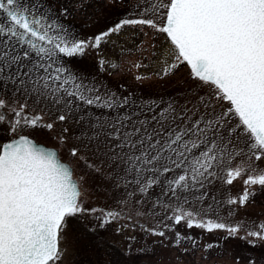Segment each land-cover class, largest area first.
I'll list each match as a JSON object with an SVG mask.
<instances>
[{
	"label": "snow or ice",
	"instance_id": "6c2138e0",
	"mask_svg": "<svg viewBox=\"0 0 264 264\" xmlns=\"http://www.w3.org/2000/svg\"><path fill=\"white\" fill-rule=\"evenodd\" d=\"M117 3L131 16L81 37L57 15L69 14L65 6L0 0V264H61L77 224L134 233L96 264H157L163 241L181 257L189 242L211 259L232 238L247 245L234 264H264V219L233 220L231 207L264 189V0ZM126 24L152 32L138 50L160 57L157 76L187 66L179 95L162 106L105 89L68 63ZM40 131L61 146L72 137L70 154L98 178L105 203H89L87 173L36 139ZM242 174V192L218 198ZM181 223L223 235L201 246Z\"/></svg>",
	"mask_w": 264,
	"mask_h": 264
},
{
	"label": "rangeland",
	"instance_id": "374dc122",
	"mask_svg": "<svg viewBox=\"0 0 264 264\" xmlns=\"http://www.w3.org/2000/svg\"><path fill=\"white\" fill-rule=\"evenodd\" d=\"M54 10L58 6L68 8L69 14L63 16L59 11L57 15H61L62 22L68 28L74 31L77 35L90 36L99 30H103L106 26L110 27L113 22H118V18H123L125 15L131 16L134 9L125 7L119 3L116 7L113 4L116 0H49ZM128 5H131L132 0H126ZM143 29V30H142ZM147 33V35H145ZM152 37V32L149 28L136 25H123L122 30L118 33L110 34L109 38L102 41L99 48H90L82 55H75L68 60L79 72L96 80L97 83L103 82L105 89H115L118 93L130 95L133 99L144 100L155 99L162 106L169 97L179 95L183 88L182 78L187 75V66H181L174 75L167 77L157 76L156 73L161 68L160 57L152 55L149 52L145 56L140 49V41L146 42ZM157 49L164 45V36L161 34L157 38ZM123 49V51L121 50ZM103 56L106 63L103 68L99 65V58ZM139 62V67H137ZM143 73L142 78L137 79V75ZM94 110L95 106H94ZM6 111V109H5ZM59 131V128L57 129ZM55 133L40 131L35 134V138L44 141L49 145H56L61 148L60 155L62 159L72 163L76 169V174L82 172L87 173L89 188L88 196L89 203H105V192L103 188H97L95 182L98 179L91 172L87 171L86 165L70 154V147L73 146V139H69L64 145H59L55 140ZM244 175L236 177L230 185H226L220 190L222 198L228 194L238 195L245 187ZM110 203V201H107ZM228 208V204H224ZM235 209L232 219L241 221H257L264 219V189L257 186L256 193L250 198L245 205L232 204ZM181 231L188 232L194 237H202L197 240V244L211 242L223 235V230H213L211 232L193 226L187 229V226L181 223L179 226ZM70 241L68 244V252L65 254L61 264H72L78 245L74 233L69 230ZM134 234L132 230H127L125 235L117 234V237L122 241L127 235ZM155 238V237H154ZM182 247L189 248L188 253L184 256H179L178 250L174 247L161 245L159 254L163 255V264H234L236 255H243L247 250V245L243 240L232 238L227 242L222 243L220 248L211 250V259L202 253L201 248H193L189 242Z\"/></svg>",
	"mask_w": 264,
	"mask_h": 264
},
{
	"label": "trees",
	"instance_id": "16d2710c",
	"mask_svg": "<svg viewBox=\"0 0 264 264\" xmlns=\"http://www.w3.org/2000/svg\"><path fill=\"white\" fill-rule=\"evenodd\" d=\"M71 231L76 237L78 249L72 261V264H81V262H91L96 264L97 261H106L110 259V254L115 248L124 246L127 243V237L122 241L117 237L111 225L107 226L105 230H97L96 233L85 231L82 225L77 224L76 228ZM160 239V238H154ZM185 242L182 245H187ZM161 245H166L163 241L157 245L156 255L152 257L157 261V264H163V255L159 254Z\"/></svg>",
	"mask_w": 264,
	"mask_h": 264
}]
</instances>
